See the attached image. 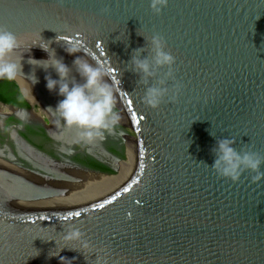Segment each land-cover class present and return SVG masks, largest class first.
Returning <instances> with one entry per match:
<instances>
[{
	"label": "water",
	"instance_id": "1",
	"mask_svg": "<svg viewBox=\"0 0 264 264\" xmlns=\"http://www.w3.org/2000/svg\"><path fill=\"white\" fill-rule=\"evenodd\" d=\"M0 26L23 74L0 80V264H207L264 219V177L211 169L222 138L264 156V0H168L159 15L150 0H0ZM156 34L184 87L154 110L130 61ZM67 46L118 93L120 124L90 145L45 111L63 99L46 87L56 71L29 63L54 51L82 82ZM71 226L82 240L63 238Z\"/></svg>",
	"mask_w": 264,
	"mask_h": 264
},
{
	"label": "clouds",
	"instance_id": "2",
	"mask_svg": "<svg viewBox=\"0 0 264 264\" xmlns=\"http://www.w3.org/2000/svg\"><path fill=\"white\" fill-rule=\"evenodd\" d=\"M168 0H150V8L154 14H161ZM104 11H108L105 9ZM22 46L21 39L7 27L0 26V80L14 81L23 76L21 64L13 59ZM151 58H141L145 47L133 50L131 58V70L139 75V83L145 86L146 91L142 102L152 109H158L164 102L165 97L169 102H175L180 96L184 85L175 76L176 58L170 51H166L167 42L160 35L156 34L150 40ZM43 48V47H42ZM46 52L48 49L43 48ZM69 55H74L73 65L79 74L81 81L78 82L72 77V69L63 62L62 58L50 55L46 60H34L45 70L52 67L59 79H53L49 74L45 77L46 87L50 92L58 89V95L63 97L56 107L47 108L55 116L57 128L75 130L78 142L93 144L103 141L106 136L113 135L122 120L121 114L116 110L117 90L109 77V70L100 63L90 62L85 55H76L81 52L78 46H67L65 49ZM51 61L50 63H46ZM167 71L158 77L161 69ZM154 80L155 83H150ZM173 81L168 86V81ZM32 77V83H36ZM32 95L31 86L29 91H23L21 99H27ZM214 136V135H213ZM234 138H222L217 140L216 146L212 149L215 160L211 169L221 178L230 179L233 183L238 182L245 172L255 173L253 181L264 177L261 165L264 164V156L259 152L249 149L237 150ZM208 166L207 164H205ZM84 233L79 228L71 226L64 234L66 241L82 240ZM87 247V242H85Z\"/></svg>",
	"mask_w": 264,
	"mask_h": 264
},
{
	"label": "snow or ice",
	"instance_id": "3",
	"mask_svg": "<svg viewBox=\"0 0 264 264\" xmlns=\"http://www.w3.org/2000/svg\"><path fill=\"white\" fill-rule=\"evenodd\" d=\"M103 206H104L103 204L100 205L101 208H102ZM77 215H79V213H77Z\"/></svg>",
	"mask_w": 264,
	"mask_h": 264
}]
</instances>
